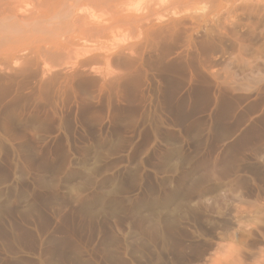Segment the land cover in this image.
<instances>
[{"label": "rangeland", "instance_id": "1", "mask_svg": "<svg viewBox=\"0 0 264 264\" xmlns=\"http://www.w3.org/2000/svg\"><path fill=\"white\" fill-rule=\"evenodd\" d=\"M0 264H264V0H0Z\"/></svg>", "mask_w": 264, "mask_h": 264}]
</instances>
